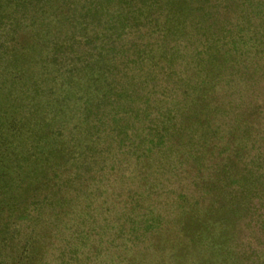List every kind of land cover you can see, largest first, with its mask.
I'll return each mask as SVG.
<instances>
[{
	"label": "rangeland",
	"instance_id": "rangeland-1",
	"mask_svg": "<svg viewBox=\"0 0 264 264\" xmlns=\"http://www.w3.org/2000/svg\"><path fill=\"white\" fill-rule=\"evenodd\" d=\"M20 1L0 0V57L7 58L0 64V144L7 145L32 128L38 133L44 117L22 96L24 79L10 86L11 73L20 68L28 78L34 71L15 54L20 46L26 53L45 19V0L32 8ZM233 2L209 8L197 24L198 4L189 0L183 30L167 36L179 48L170 70L158 51L163 17L123 35L157 44L156 69L146 83L133 75L127 52L103 97L92 101L100 109L88 122L72 96H60L65 112L55 125L64 123L72 156L63 158L60 175L66 193L33 215L32 233L12 228L7 264H264V0ZM249 9L256 16L248 19ZM104 22L96 24L106 35Z\"/></svg>",
	"mask_w": 264,
	"mask_h": 264
},
{
	"label": "trees",
	"instance_id": "trees-1",
	"mask_svg": "<svg viewBox=\"0 0 264 264\" xmlns=\"http://www.w3.org/2000/svg\"><path fill=\"white\" fill-rule=\"evenodd\" d=\"M21 1L15 5L19 6ZM26 1L32 8L33 5H39L42 0ZM193 1L198 4L194 11L200 13L197 22L200 24L208 15L209 8H214L217 12L220 5L227 2L230 4L236 0ZM212 1L217 4L208 6ZM188 3L189 0H45L42 13L45 19L48 14L49 18H53L49 20L50 22L40 20L44 25L34 28L26 53L20 52V49L24 48L20 46L15 54L17 60L23 57L28 68H34L35 71L37 66L41 71H31L28 78L24 76L25 70L20 68L10 74L13 80L10 86L14 87L15 83H20L24 79L20 89L22 96L24 99L30 98L34 113L44 117L42 129L38 133L32 128L29 136L19 141L18 145L13 141L8 145L6 142L0 144L3 146L0 148V264L8 263L12 238L17 234H13L12 228L21 227L22 230L28 228L31 229L29 233H32L36 230L34 229L36 224L32 221L33 215H41L44 207L54 204V199H60L59 194L66 193L65 189L62 191L63 188H60L62 186L60 175L63 171L62 165L66 163L63 158L72 159V156L69 155L71 150L69 142L63 139L64 123L60 122L62 126L55 125L63 118L65 112L63 107L66 102L60 96L64 98L66 95L72 96L75 99L74 104L82 110L83 121L88 122V118L98 115L100 109L94 106L92 101L103 97L105 93L103 88L107 81L115 76L112 71L119 63L122 64L121 57L128 54L127 52L134 57L135 65L131 69L133 75L146 77L144 81L147 83L149 75L154 73L151 68L156 69L153 62L156 59L155 51L159 47L157 44L153 47L150 41L143 43L142 36L140 39L135 36L134 41L122 38L123 35H130L135 28L141 27L144 21L151 23L154 20V24L158 25L160 18H164L162 29H159L162 32L163 45L158 51L162 55L160 60L167 63L166 68L169 70L174 68V61L179 58V48L175 43L173 46L168 45L172 40L167 39V36H175L183 30L182 19L187 13ZM161 9L165 10V14H162ZM248 12L246 18L256 16L251 15L255 13L251 9ZM2 17L4 16L0 15V20ZM57 17H62L63 22L54 23L53 19ZM99 18H104L103 29L109 34L105 35L96 24ZM48 27L51 29L47 31L45 28ZM103 40L106 41V45L103 44ZM74 43H77V47L73 46ZM162 48H165L164 53ZM34 52L40 54L41 58L35 60L37 57L32 54ZM219 52L220 49L214 48L213 54L218 56L216 58H225L226 53ZM232 56V54L228 56V63L232 62ZM6 60V56L0 57V64ZM209 62L213 65L211 60ZM233 63H237L236 60ZM205 70L211 71L208 67ZM77 78L82 79L83 84H78ZM57 84H60V87H56ZM80 89L83 90L79 91ZM40 109L42 112L39 113ZM38 185H41V188H37Z\"/></svg>",
	"mask_w": 264,
	"mask_h": 264
}]
</instances>
